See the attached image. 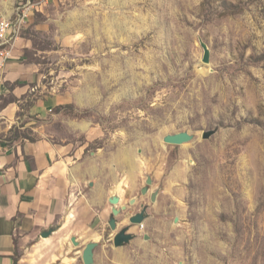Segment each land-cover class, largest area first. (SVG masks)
Listing matches in <instances>:
<instances>
[{"label": "rangeland", "instance_id": "1", "mask_svg": "<svg viewBox=\"0 0 264 264\" xmlns=\"http://www.w3.org/2000/svg\"><path fill=\"white\" fill-rule=\"evenodd\" d=\"M19 14L25 56L67 97L53 111L92 127L45 134L137 166L122 189L136 201L93 264H264V0H0V15ZM179 131L193 138L162 141Z\"/></svg>", "mask_w": 264, "mask_h": 264}, {"label": "crops", "instance_id": "2", "mask_svg": "<svg viewBox=\"0 0 264 264\" xmlns=\"http://www.w3.org/2000/svg\"><path fill=\"white\" fill-rule=\"evenodd\" d=\"M25 46L18 34L0 56V264H82L83 247L111 233L109 198L128 203L122 189L134 187L137 166L45 134L58 120L73 132L92 127L84 118L59 119L53 109L67 97L44 86Z\"/></svg>", "mask_w": 264, "mask_h": 264}, {"label": "water", "instance_id": "3", "mask_svg": "<svg viewBox=\"0 0 264 264\" xmlns=\"http://www.w3.org/2000/svg\"><path fill=\"white\" fill-rule=\"evenodd\" d=\"M199 44L203 50L202 56H201V62L208 63L209 62V49L207 47V44L199 38ZM216 129H210L202 132L201 137L203 139H208L212 134H214ZM193 138V135L190 134L187 131H179L176 133H168L163 135L162 141L168 144H181L183 142L190 141ZM152 182V179L150 176H146L145 179V185L141 188V193L145 194L149 191L148 185H150ZM157 191H151L150 192V200L155 201V198L157 196ZM119 196L113 195L109 198V202L111 203V214L109 216L108 224L110 229L116 230L117 229V221L116 216L122 211L127 208L128 205H132L136 201V197H131L128 201V204L121 203L119 204ZM146 210L147 206L143 205L141 209L132 215L129 216L128 221L129 224L121 229H118L114 235L112 236V244L114 247L122 246L126 243H128L132 238H134V234L131 232H128L129 227L134 224H140L146 217ZM50 232V230H46L42 233L43 236L47 235ZM144 239H147V236L144 235ZM72 241L75 243V238L72 237ZM97 246V242L92 241L87 243L83 249L81 254V260L82 264H93L94 262V248Z\"/></svg>", "mask_w": 264, "mask_h": 264}, {"label": "built area", "instance_id": "4", "mask_svg": "<svg viewBox=\"0 0 264 264\" xmlns=\"http://www.w3.org/2000/svg\"><path fill=\"white\" fill-rule=\"evenodd\" d=\"M22 21L23 16L21 14L16 17L15 21L10 18L0 19V46H2L0 56L3 60L8 56L11 46L18 36Z\"/></svg>", "mask_w": 264, "mask_h": 264}, {"label": "bare ground", "instance_id": "5", "mask_svg": "<svg viewBox=\"0 0 264 264\" xmlns=\"http://www.w3.org/2000/svg\"><path fill=\"white\" fill-rule=\"evenodd\" d=\"M144 227V226H143Z\"/></svg>", "mask_w": 264, "mask_h": 264}]
</instances>
